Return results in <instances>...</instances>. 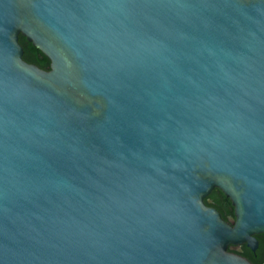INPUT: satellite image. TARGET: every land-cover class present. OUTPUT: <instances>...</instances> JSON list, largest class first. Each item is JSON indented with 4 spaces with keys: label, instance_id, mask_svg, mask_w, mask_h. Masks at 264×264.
Listing matches in <instances>:
<instances>
[{
    "label": "water",
    "instance_id": "1",
    "mask_svg": "<svg viewBox=\"0 0 264 264\" xmlns=\"http://www.w3.org/2000/svg\"><path fill=\"white\" fill-rule=\"evenodd\" d=\"M261 233L264 0H0V264H252Z\"/></svg>",
    "mask_w": 264,
    "mask_h": 264
},
{
    "label": "trees",
    "instance_id": "2",
    "mask_svg": "<svg viewBox=\"0 0 264 264\" xmlns=\"http://www.w3.org/2000/svg\"><path fill=\"white\" fill-rule=\"evenodd\" d=\"M19 43L23 47V59L34 64L41 69L49 70L50 60L36 47H34L22 35L19 36ZM208 200L211 202L209 203ZM208 206L216 208L222 215L223 219L228 220L229 217H234V206L231 200L224 195L219 189H214L205 200Z\"/></svg>",
    "mask_w": 264,
    "mask_h": 264
},
{
    "label": "flooded vegetation",
    "instance_id": "3",
    "mask_svg": "<svg viewBox=\"0 0 264 264\" xmlns=\"http://www.w3.org/2000/svg\"><path fill=\"white\" fill-rule=\"evenodd\" d=\"M208 202L210 203L211 201L208 200ZM255 240H256L255 247H251L246 243L237 246L236 250L234 251L231 250V251L247 259L252 264H264V233L255 235Z\"/></svg>",
    "mask_w": 264,
    "mask_h": 264
}]
</instances>
